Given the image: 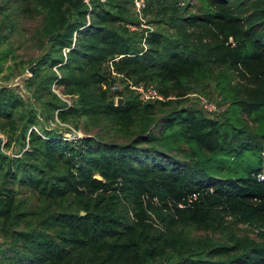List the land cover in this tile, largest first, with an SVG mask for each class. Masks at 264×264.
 <instances>
[{
    "label": "trees",
    "instance_id": "16d2710c",
    "mask_svg": "<svg viewBox=\"0 0 264 264\" xmlns=\"http://www.w3.org/2000/svg\"><path fill=\"white\" fill-rule=\"evenodd\" d=\"M89 3L0 0V73L12 15L42 50L14 66L29 100L0 87V264H264V0H147L146 32L132 0Z\"/></svg>",
    "mask_w": 264,
    "mask_h": 264
},
{
    "label": "rangeland",
    "instance_id": "374dc122",
    "mask_svg": "<svg viewBox=\"0 0 264 264\" xmlns=\"http://www.w3.org/2000/svg\"><path fill=\"white\" fill-rule=\"evenodd\" d=\"M13 25H14V31L12 33H8V31L4 30L3 35L8 37L7 41L3 45V49H11L13 51L12 57L9 59V62L6 64L5 69L7 66L14 68L12 73L3 70V72L0 73V85L4 86L8 89H12L22 100L27 101L30 99L31 94L26 90L24 86L25 80L30 78L32 76H29L28 78H23L25 73L29 70H26L23 74H20L18 71H16L15 63H27L32 62L38 57L42 55V50L40 49L38 43L36 42L35 32L37 29H39L41 24V17H35L34 19L14 14L12 15ZM147 21V19H146ZM31 68V67H30ZM55 70V69H54ZM29 72V71H28ZM21 79H16L20 78ZM16 79V80H15ZM14 81V82H13ZM53 93L59 94L60 98L68 103V99L65 96H61V92L56 88L52 89ZM56 94V95H57ZM190 102L194 103V100L196 99L190 95ZM212 102H215L214 98H210ZM217 99V98H216ZM33 101V100H32ZM222 111V109H221ZM220 112L219 108L217 113ZM215 117L216 115H212ZM57 113H55V116L52 120L47 121L43 117L39 119V126L42 127V129H45L47 131H54L58 135H61L63 139L68 138L66 140L68 141H76L77 138L73 137H79V139L83 138L85 135L83 134L82 130H75L72 125L70 124H63L60 123V121L57 119ZM36 133H38V127L33 128ZM86 137V136H85ZM0 141L1 145L3 143H6V137L3 135H0ZM0 151L4 154H7L9 156H13L14 153H16L17 149L15 148L14 151H6L4 150L3 146L0 147ZM250 164L255 167V161L253 159L250 160ZM1 247H5L4 241L0 238V249Z\"/></svg>",
    "mask_w": 264,
    "mask_h": 264
},
{
    "label": "built area",
    "instance_id": "2783aa9c",
    "mask_svg": "<svg viewBox=\"0 0 264 264\" xmlns=\"http://www.w3.org/2000/svg\"><path fill=\"white\" fill-rule=\"evenodd\" d=\"M101 1L105 2L106 0H101ZM83 2L87 6L88 10L90 11L91 7H90L89 0H83ZM146 3H147V0H132L133 13L139 22L138 29L145 30V32L146 31H152V28L147 24L146 17L144 15ZM131 30H136V28L133 27V28H131ZM145 36H146V34H145ZM142 46L145 48L144 41L142 42ZM29 76H31V74H30V72L27 71L23 78H28ZM16 79H21V81H22V77L16 78ZM127 85L131 91H134L136 93L139 100L143 103L150 102V101L162 100V98L158 95L157 91L153 87L135 86V85H132L131 82L127 83ZM0 87H4V86L0 85ZM120 88H122V87L116 85L115 87L112 88V90H118ZM52 89H54V86L52 87ZM57 95L59 96V94H57ZM192 97H194L196 99L200 108L203 109L205 112L210 113V114L217 112V107L215 106V104L209 102L206 98H204L200 95H192ZM73 138L79 139V137H73ZM66 139H68V138H65V140Z\"/></svg>",
    "mask_w": 264,
    "mask_h": 264
},
{
    "label": "water",
    "instance_id": "95a60500",
    "mask_svg": "<svg viewBox=\"0 0 264 264\" xmlns=\"http://www.w3.org/2000/svg\"><path fill=\"white\" fill-rule=\"evenodd\" d=\"M30 73H33V71H34V66H32L29 70H28ZM122 99L121 98H118V99H116V105L117 106H120L121 104H122ZM84 139L86 138L85 136L83 137ZM98 180H100V178L99 177H96ZM81 216H84V213H81Z\"/></svg>",
    "mask_w": 264,
    "mask_h": 264
}]
</instances>
